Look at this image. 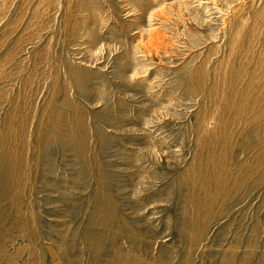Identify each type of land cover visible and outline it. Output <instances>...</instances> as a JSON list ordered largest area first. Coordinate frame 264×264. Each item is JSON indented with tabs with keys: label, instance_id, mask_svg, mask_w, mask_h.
Returning <instances> with one entry per match:
<instances>
[{
	"label": "rangeland",
	"instance_id": "1",
	"mask_svg": "<svg viewBox=\"0 0 264 264\" xmlns=\"http://www.w3.org/2000/svg\"><path fill=\"white\" fill-rule=\"evenodd\" d=\"M0 264H264V0H0Z\"/></svg>",
	"mask_w": 264,
	"mask_h": 264
}]
</instances>
